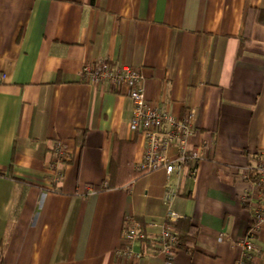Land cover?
I'll return each mask as SVG.
<instances>
[{"label": "crops", "instance_id": "0c3cea01", "mask_svg": "<svg viewBox=\"0 0 264 264\" xmlns=\"http://www.w3.org/2000/svg\"><path fill=\"white\" fill-rule=\"evenodd\" d=\"M248 8L264 0H0V264H163L167 186L196 229L173 264H234L264 213V23L241 47ZM96 60L139 70L153 105L192 111L193 179L184 164L139 172L131 100L81 75ZM134 222L145 238L128 243ZM253 241L248 264H264V221Z\"/></svg>", "mask_w": 264, "mask_h": 264}, {"label": "built area", "instance_id": "2783aa9c", "mask_svg": "<svg viewBox=\"0 0 264 264\" xmlns=\"http://www.w3.org/2000/svg\"><path fill=\"white\" fill-rule=\"evenodd\" d=\"M81 75L91 82H108L121 89L131 100L132 111L129 118V128L139 132L144 139V151L137 164L139 171L149 173L163 168L167 179L174 171H179L184 164L192 179L195 177L197 162L201 155L197 147H188V139L192 133V111L180 118L167 110L153 105L146 97L143 76L139 70L127 64H113L108 60H96L85 63L81 68ZM3 75H0V77ZM175 148L170 155L168 149ZM61 153L60 148L57 149ZM260 181L264 182V168L259 169ZM174 190L166 188L164 200L168 205L165 222L161 225L157 247L163 258V264H173L178 235L166 222L175 221L180 215L170 208L174 197ZM264 221V213L255 212L253 222L248 226L239 241L240 256L234 264H248L257 250L253 235L259 224ZM154 225L155 223H151ZM124 239L130 243L135 239H144L145 234L139 229L138 223L125 226ZM222 237H219L221 239Z\"/></svg>", "mask_w": 264, "mask_h": 264}, {"label": "trees", "instance_id": "16d2710c", "mask_svg": "<svg viewBox=\"0 0 264 264\" xmlns=\"http://www.w3.org/2000/svg\"><path fill=\"white\" fill-rule=\"evenodd\" d=\"M252 20V21H251ZM264 23V10L248 8L244 14L243 26L240 34L241 47L250 40L251 22ZM143 172V171H139ZM178 235L177 246L191 243L195 235V227L187 217H179L175 221L166 222Z\"/></svg>", "mask_w": 264, "mask_h": 264}]
</instances>
